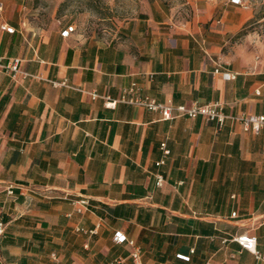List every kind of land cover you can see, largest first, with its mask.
<instances>
[{"label":"crops","instance_id":"crops-1","mask_svg":"<svg viewBox=\"0 0 264 264\" xmlns=\"http://www.w3.org/2000/svg\"><path fill=\"white\" fill-rule=\"evenodd\" d=\"M190 5L182 19L145 0L101 42L61 37L67 27L27 36L21 0H0V64L19 60L15 78L0 69V264H133L118 233L140 248L141 264H264L230 241L254 236L264 255V129L234 119L264 115V35L242 34L264 19L230 0ZM133 83L141 98L219 103L229 118L220 128L105 106L101 97L118 100ZM81 196L88 210L73 213Z\"/></svg>","mask_w":264,"mask_h":264},{"label":"rangeland","instance_id":"rangeland-1","mask_svg":"<svg viewBox=\"0 0 264 264\" xmlns=\"http://www.w3.org/2000/svg\"><path fill=\"white\" fill-rule=\"evenodd\" d=\"M145 0H21L22 32L30 36L46 35L73 26L82 38L109 42L118 37L121 27L134 18ZM177 10L176 15L189 19L191 0H158ZM231 1V0H230ZM253 10L255 23L264 19V0H242ZM251 31L256 37L264 28L252 25L242 32ZM258 39V38H257ZM264 41V37H262Z\"/></svg>","mask_w":264,"mask_h":264},{"label":"built area","instance_id":"built-area-1","mask_svg":"<svg viewBox=\"0 0 264 264\" xmlns=\"http://www.w3.org/2000/svg\"><path fill=\"white\" fill-rule=\"evenodd\" d=\"M231 3L234 5L245 7V4L242 0H231ZM4 31L7 33L12 34L14 32L13 28L4 26L2 27ZM73 26H68L66 29H64L61 32V37H68L69 34L74 32ZM18 61L14 60L11 64V66L4 67L0 64V69L6 68L9 71L13 73L12 77L15 78L16 74L18 73ZM216 73L218 71H215ZM222 77L225 80H231L234 78V75H231L229 73L222 74ZM138 88L136 84H131L129 88L123 90L121 97L118 100H111L109 97H101L106 101L105 106L107 108H115L117 103H123L128 104L131 106H136L140 108H144L151 112L159 113L161 116V119L163 121H169L178 117H188L191 119L200 117L205 122H215L217 123L218 127H222L224 125V122L229 117L226 116L223 113V107L219 103H210L205 105H199L197 103H192L190 106L180 105V106H171L167 104H160L157 103L155 100L149 98V97H139L136 95ZM93 99L98 98V96L95 93L90 94ZM236 121L241 123L243 126V129L245 131L252 130L255 133H258L261 129H264V115L262 116H254V115H242L237 118H234ZM161 149L163 152V157L168 156L169 151L166 149L165 144L161 145ZM164 162L160 161L157 166L162 165ZM156 186L162 187L164 184V180L162 176L156 175ZM14 186L8 185L6 189V193L8 195H13ZM73 206V213L76 214H83L88 210L89 201L86 197H80L77 200H74L72 202ZM72 214H68L67 216L70 217ZM236 214H232V218H235ZM97 229V228H96ZM95 230L86 232L81 228H77L76 231L79 233H89V234H95ZM4 232V225L0 222V236ZM115 242L118 244H127L131 247V252L129 254L130 259L132 260L133 264H141V250L139 247H137L133 241L128 240L124 235L116 234L115 235ZM226 241V240H225ZM224 241V242H225ZM231 242L236 243L242 250L249 252L255 260L264 262V255H262L258 249H257V241L254 236L248 235V234H242L238 236H234L230 239ZM110 264H125L124 258H116L113 260Z\"/></svg>","mask_w":264,"mask_h":264}]
</instances>
